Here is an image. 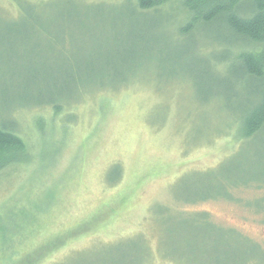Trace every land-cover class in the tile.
Segmentation results:
<instances>
[{
	"label": "rangeland",
	"instance_id": "374dc122",
	"mask_svg": "<svg viewBox=\"0 0 264 264\" xmlns=\"http://www.w3.org/2000/svg\"><path fill=\"white\" fill-rule=\"evenodd\" d=\"M127 1L48 0L45 32L23 39L22 31L9 27L17 16L13 0H0V97L8 96L0 98V122L16 121L30 150L28 163L0 174V216L13 218L0 219V228L13 231L4 234L9 256L0 264H21L38 250L45 252L41 264H177L164 257L220 264L226 254L238 259L233 242L226 248L212 237L204 239L208 246L193 240L197 220L186 215L195 213L264 246V213L245 206L262 199L264 188L240 187L229 202L188 203L210 188L226 187L232 176L264 182V131L238 147L240 99L220 88L209 91L198 71L212 66V55L222 49L200 34L187 45L167 24L168 11L135 15V1ZM86 3L98 10L85 14ZM155 20L160 27L144 37L157 44L140 46L138 32ZM143 48L153 55L133 63L138 67L122 90L93 85L58 95L42 84L65 77L56 73L64 56L109 58L133 49L142 54ZM185 51L187 57L177 56ZM29 76L35 98L63 101L58 116L33 104L5 106L21 100L17 88ZM218 166L222 174L215 172ZM60 235V246L49 248Z\"/></svg>",
	"mask_w": 264,
	"mask_h": 264
},
{
	"label": "trees",
	"instance_id": "16d2710c",
	"mask_svg": "<svg viewBox=\"0 0 264 264\" xmlns=\"http://www.w3.org/2000/svg\"><path fill=\"white\" fill-rule=\"evenodd\" d=\"M131 1H135L132 10V13L135 15L151 13L160 17L164 11H168L171 15V20L167 24L177 28V34L181 38L188 39L187 45L189 43L191 45L195 40L193 39V35L200 34L207 42L220 46L222 50L217 55H212V59L209 58L212 61V66L205 64L204 67L198 70L200 75L203 78L206 77L205 81L208 83L209 91H213V88H220L230 98L235 97V99H240L239 112L241 117L238 122L240 130L237 136L234 135L238 147L240 144L249 141V139L264 131V0H128L127 2L130 3ZM47 2L48 0H13L17 16L11 17L13 24H10L9 27L22 31L23 39L30 36L28 35L29 32L43 34L45 32V23L42 18V8ZM66 3L71 7L77 8L71 1ZM96 7L98 5L86 3L82 6V10L86 11L85 14H91V12L98 10ZM3 10L0 8L2 13ZM148 24V27H145L147 31L138 32V37L140 38L138 44L142 47L145 44H157L156 40H152L151 38L146 41L144 36L147 32H151L153 36V31L160 27L159 22L155 20L148 22ZM134 43V45L137 44L136 42ZM141 50L142 54L137 53L133 49L132 51L124 52L120 56L113 55L109 58L103 56L97 59H78L73 56H64L60 61L61 64L57 65L58 71L56 73L64 72L66 73L65 77H61L60 80L56 78L53 82L45 80V83L42 82V84L52 89V91L50 90L51 92L49 91L50 93L55 94H70L73 91L76 92L78 89L84 93L88 86L93 85H99L101 91L111 89L122 90L124 86H127L125 82L130 81L131 76L128 77V75H131L138 67V65H133V63H136V61L142 62L147 54L153 55V52L148 48ZM157 51L159 53H169L164 48H159ZM185 53L186 51L175 55L180 58L187 57ZM170 59L167 58L168 61ZM110 64L116 65V67L109 68L108 65ZM98 65V69H94L93 66ZM214 70L223 72L218 73L224 74L223 77L214 76ZM56 77H58V74ZM98 77L101 80H98ZM108 78L113 80L109 82ZM32 79L33 77L31 76L26 77L19 84L17 91L21 90L20 92H22L21 100H18L19 98L12 100L17 101V103L11 102L9 105L5 103V106L15 105L16 107L26 105L30 107L29 104H33L34 106L51 108L55 115L58 116V113L62 109V106L58 104L61 99L58 101V99L50 97L46 99L35 98L31 92L35 85ZM99 81L102 83L105 81V83L101 84ZM118 85L121 86L118 87ZM39 92L42 93V90ZM7 97V93L3 92L2 98H0L4 101ZM20 102L25 104H18ZM62 102L60 103L62 104ZM19 131L20 128L16 121L9 125L0 122V174L9 168L20 166L30 161V150ZM224 163L220 166L223 167ZM220 166L216 167L215 172L218 171L222 174V171L225 170L223 168L219 169ZM230 180V184L226 187L210 188L207 190L206 195L201 196V199L186 202L197 203L217 199H225L229 202L235 198L232 194V191L235 189L251 186L256 189L264 188L263 181L257 183L256 180L238 179V177L234 178L233 176L230 177ZM254 203V207L249 204H245V206L253 209L256 213H264V196L262 199H255ZM186 216L189 218L194 217L197 220L196 230H194L197 231V234L193 236L194 241L201 240L200 242H203V245L208 246L210 242L206 243L204 239L212 237L216 240L218 246H225L226 248L233 242L235 252L243 254L242 258H240L237 253L238 259L226 254L227 260L221 261L220 264H264L263 245L246 238L236 230H225L220 226L214 225L206 214L195 213L194 215L187 214ZM3 217L10 219L11 216L7 213ZM3 217L0 216V219ZM8 232L13 231L0 228V236L3 235L0 242L4 246V248L0 247V257L9 256V243L8 239L4 236ZM199 232L203 234L200 236ZM140 237L142 238L141 235L136 236V238ZM61 238L62 235L56 237V242H52L53 245L50 244L48 247L54 246L56 250L60 246L59 240ZM254 249L259 251V253L255 254L253 252ZM43 252L38 250L34 255L33 253H27L22 259L21 264H41L40 262L45 255V252ZM164 259L170 260L172 263L182 264L177 262L176 259L168 257H164ZM62 262L55 264H61ZM209 264L219 263L214 259Z\"/></svg>",
	"mask_w": 264,
	"mask_h": 264
}]
</instances>
